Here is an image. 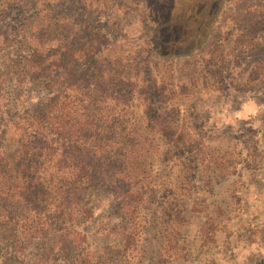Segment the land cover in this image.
<instances>
[{
	"label": "trees",
	"instance_id": "1",
	"mask_svg": "<svg viewBox=\"0 0 264 264\" xmlns=\"http://www.w3.org/2000/svg\"><path fill=\"white\" fill-rule=\"evenodd\" d=\"M59 21L47 16L43 44H24L28 55L18 54L9 64V81L42 85L52 94L43 112L28 114L20 128L22 147L15 160L9 157L13 218H21L25 226L43 223L35 231L46 236L50 227L58 230L44 253L47 258L61 256L53 264H170L186 259L183 231L189 219L184 202L190 199L193 179L202 172L225 171L231 161L228 154L207 152L206 143L213 138L189 127L194 123L188 100L197 87L196 96L209 87L220 91L221 82H213L219 85L215 87L210 81L212 71L222 79L224 67L202 65V74L191 63L160 68L150 58L154 51L145 52L146 63H135L143 54L137 49L76 45L66 25L79 21ZM170 46L174 57L191 54L187 62L205 51L193 58L194 50L179 53L181 38ZM103 200L119 220L106 230L107 236L122 240L119 246L90 250L78 227L98 218Z\"/></svg>",
	"mask_w": 264,
	"mask_h": 264
},
{
	"label": "rangeland",
	"instance_id": "2",
	"mask_svg": "<svg viewBox=\"0 0 264 264\" xmlns=\"http://www.w3.org/2000/svg\"><path fill=\"white\" fill-rule=\"evenodd\" d=\"M45 6L53 9L58 24L59 17L79 21L66 25L76 45L137 49L143 54L133 62L142 64L145 52L154 51L150 58L160 68L179 63L180 69L188 63L198 66V72L210 63L224 67L222 79L212 71L210 81L215 87L219 85L213 82H221V90L209 87L196 96L200 88H195L188 115L194 123L189 127L213 138L206 143L207 152L228 154L231 161L225 171L202 172L193 179L190 199L184 202L189 252L170 264H264V0H0V264L62 259L44 256L58 230L50 227L48 236L35 231L43 223L29 229L33 226L13 218L9 204V157L15 160L22 147L20 128L28 114L43 112L52 97L42 85L9 81V64L18 54L28 55L24 44H43V25L51 15ZM178 38L184 44L179 53L194 50L192 58L204 53L190 62L185 57L191 54L174 57L170 45ZM180 74L186 76L185 71ZM98 207V218L78 227L87 246H119L122 239L106 232L119 223L111 204L103 200Z\"/></svg>",
	"mask_w": 264,
	"mask_h": 264
}]
</instances>
